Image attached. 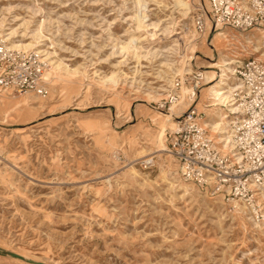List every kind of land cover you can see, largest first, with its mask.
I'll return each mask as SVG.
<instances>
[{
  "label": "rangeland",
  "instance_id": "rangeland-1",
  "mask_svg": "<svg viewBox=\"0 0 264 264\" xmlns=\"http://www.w3.org/2000/svg\"><path fill=\"white\" fill-rule=\"evenodd\" d=\"M145 1L138 32L132 0H0V36L36 47L44 70L58 64L45 97L0 95V264H264V221L184 183L159 152L171 128L151 122L172 120L158 105L178 77L203 71L214 80L205 68L219 54L233 70L253 55L254 37L264 45L262 32L223 27L227 40L213 41L216 33L194 32L191 12L182 21L174 0ZM170 22L179 26L172 33ZM183 29L198 40L191 71L174 74L167 47L175 38L182 47ZM129 32L145 58L123 54ZM247 35L250 44L239 38ZM232 73L220 92L234 90ZM209 87L196 100L206 125L233 111L209 107ZM182 92L174 115L190 103L189 87ZM148 158L153 168L143 169Z\"/></svg>",
  "mask_w": 264,
  "mask_h": 264
},
{
  "label": "built area",
  "instance_id": "built-area-1",
  "mask_svg": "<svg viewBox=\"0 0 264 264\" xmlns=\"http://www.w3.org/2000/svg\"><path fill=\"white\" fill-rule=\"evenodd\" d=\"M193 30L215 33L217 26L238 33L259 30L264 38V0H191ZM257 55V56H255ZM44 68L36 55L12 51L0 44V95H47ZM231 104L225 116V135H212L204 114L196 107L197 96L208 85L202 71L178 77L159 110L171 113L189 87L195 97L187 109L174 117L165 135V153L177 165L179 178L228 204L241 205L257 221L264 220V56L253 53L233 69ZM238 88V89H237ZM224 140L221 142V140ZM143 169L153 168V158L141 160Z\"/></svg>",
  "mask_w": 264,
  "mask_h": 264
},
{
  "label": "bare ground",
  "instance_id": "bare-ground-1",
  "mask_svg": "<svg viewBox=\"0 0 264 264\" xmlns=\"http://www.w3.org/2000/svg\"><path fill=\"white\" fill-rule=\"evenodd\" d=\"M132 1H133V8H134V14H133V17H132V21L134 22V29L136 31H138V32H141V30L143 28H145L144 27V23H145V20H146L147 4H146L145 0H132ZM174 1H175L176 4H178L182 8L181 10L178 11V15H179L180 18H182V21H185L187 19L188 14H190V12L192 11V8H193L192 1L189 0L190 7L187 4L188 2L187 3L179 2V0H174ZM189 9H190V11H189ZM175 26L179 27L176 22L175 23L172 22L171 23V27L164 28V31H166L168 33H172L173 32V27H175ZM222 29H223L222 26H220V25L217 26V29H216V32H215L216 35L214 36L213 41H215V40H225L226 41L227 40L228 37H227L225 32L221 31ZM183 32H184V35L182 37H180V40H182V47H179L181 44L177 43L179 41V38H177V39L175 38L172 41V46L173 47H167V51H172L174 53V55L176 56L175 57V63H174L175 66L173 67V69H171V66H173L172 62L167 64V69L171 70V72H173L174 74H185V73H189L191 71L190 70L191 64L188 62L189 59L187 60V57L190 54V50L192 48H194L193 42H196L198 40V37L196 35L197 33L195 31L194 32L196 34L193 31H185L184 29H183ZM11 34L12 33H10V35ZM173 36H174V34H173ZM249 37H250V35L249 36L248 35L247 36H240L239 38H241L245 42V44H250L249 40L251 38H249ZM0 38L3 39V40L0 39L1 40L0 44H3L5 47H7L8 49H10L12 51L26 52V51H31L32 50V51L36 52V53H34V55H39L41 53L36 47H34L31 44L22 45V44H19V43H13V42H11L9 40V38H6V37L4 38L3 36L2 37L0 36ZM139 38H138V36L136 37L135 35L130 34V32L128 33V35L126 36V38L124 40L123 47H122V51H123V54L125 56H131V57H133L135 59H138L139 54H140V56L142 58H145V56H147V53H144V54L139 53V51L141 49V47H137V41L139 40ZM254 42H255V44L254 43L253 44L255 45V47L253 46V50L252 51L254 53H258L260 48L262 47L261 52H259V53H261V56H264V45L261 42V38L254 37ZM256 45L261 46V47L260 48L256 47ZM206 47H211V46L206 45ZM179 48H182V51H183L182 53L183 54H180L179 52H177L179 50ZM153 54L154 55H159L155 51L153 52ZM223 59H225V57H222L221 54H219L218 60L217 61H213V62L210 60L211 61V62L209 61L210 64H207V66L205 68V69H210V70H216L217 71L216 72V78H214V80L208 81V85L210 87L205 90L206 96L211 100V102L209 104V107H214V109L216 111L217 110L219 111L221 106L223 107V105H227L228 103H230L231 102V94L234 91H236V89H234L231 93L230 92H220L219 89H218V86L225 85V82L227 80H229V77H228L227 74L228 73H232V71H233L231 68H229L231 63H226L225 64V62H224L225 60H223ZM46 60H48V59H46ZM40 61L43 62V60H40ZM48 67H49L48 70L47 69L44 70V73H43L44 80L47 81V82L55 79V77L57 75V71H58V64H56V62H49V66ZM214 74H215V72H214ZM101 80L102 81H100V83H101L102 86H104L106 88H111V86H107L104 77ZM170 81L171 80H169V81L167 80V83L170 84ZM212 85H213V87H212ZM182 89H184V88H182ZM182 89H181V93H183ZM190 93L192 95L191 91H190ZM157 98L158 97H149L148 99L151 102L152 101L157 102L158 101ZM184 98H185L184 95L181 96L182 100ZM187 98H188V101H190V102L193 99H195V97H192V96L191 97L188 96ZM21 103L23 104V101H21L20 104ZM234 105L235 104H231L232 108L234 107ZM233 111H234V109H233ZM162 115L168 116L172 120H168V119L163 118L162 116L158 115L157 118L155 120L152 119L151 122H155V121H157V119H162L161 122L168 123L169 128H171V129H168V130H172L173 127H174V120L173 119H174V117H178V115H174V113L172 112V109H171V113L170 114H162ZM225 116H226V113L221 117V119H223V122H214L213 124H210V125L204 124L206 129H208V127H210V131H211L210 133L212 135L213 134L214 135H217V134L218 135H225L226 134L225 133V127L227 125L226 120H225ZM166 132H167V129L164 131L165 135H166ZM165 135L163 134L164 140H165ZM223 141L224 140L222 139L221 142H223ZM159 152H165V147H164V150L161 149V150H159ZM262 221H264V220H262Z\"/></svg>",
  "mask_w": 264,
  "mask_h": 264
},
{
  "label": "water",
  "instance_id": "water-1",
  "mask_svg": "<svg viewBox=\"0 0 264 264\" xmlns=\"http://www.w3.org/2000/svg\"><path fill=\"white\" fill-rule=\"evenodd\" d=\"M7 255H9L10 257H13V258H18V256L11 254V253H7Z\"/></svg>",
  "mask_w": 264,
  "mask_h": 264
}]
</instances>
